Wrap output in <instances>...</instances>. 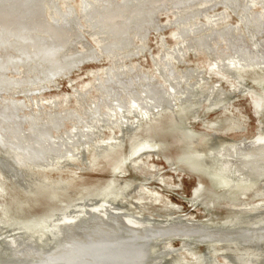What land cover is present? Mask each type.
Wrapping results in <instances>:
<instances>
[{
    "label": "rangeland",
    "instance_id": "374dc122",
    "mask_svg": "<svg viewBox=\"0 0 264 264\" xmlns=\"http://www.w3.org/2000/svg\"><path fill=\"white\" fill-rule=\"evenodd\" d=\"M205 1L210 0H130L131 9L129 8L128 12L131 14L127 13L120 20L129 38L134 39L136 44L130 47L131 55L127 56L124 55L126 49L121 48L123 43L115 33L102 27L100 21L94 22L88 12L83 10L82 14L76 10L79 0H44L45 14L51 11L52 16L56 15L57 9L60 15L64 16L66 8L64 6H71L73 10L67 19L54 18L58 25L67 24L71 20L74 22L75 34L70 40V46L63 50V55H67V63L71 66L63 75L49 80L50 82L47 80L36 84L35 81H30L32 79L30 74L37 76L39 70L45 69L44 65L37 63L25 66L18 62L10 65L9 62L0 60V105L8 106L7 109L10 110V115L4 117L7 121L3 124L9 125L12 117L15 119L22 117L25 123L31 121L39 123L40 126L42 123L46 124L47 116L44 114H60L57 122H49L51 131L55 137L66 136L74 126L80 129L84 125L97 122V120L91 122L88 120L89 117L83 116L89 104L98 105L100 116L113 117V113L105 108L104 99L114 106L116 103L126 106V102H129L125 96L128 88L136 95L147 88L155 92H168L176 97L175 91L178 87L185 86L186 80L191 82L190 87L194 85L192 78L198 77L200 83L195 84L196 92L191 96L189 103H176L173 107H165L154 112L148 119L143 120L137 104L132 106L133 110L128 109L130 114L116 113L115 120L122 117L127 122L122 130L117 125L107 126L97 122L92 126L97 139L102 141L108 139L111 143L112 140H116L117 143L112 146L99 144L96 155L90 154L94 148L91 146L85 151H79L78 159L55 158L42 170L29 171L30 173L18 182L10 176L8 167L0 162V241L6 232H12V229L25 225L26 235L33 242H42L46 239V234L37 222L72 209L75 205L97 199L101 195L109 197V200L120 206L124 212L138 215L137 217L150 216L156 220L173 217L201 223L211 228L254 227L264 221L262 213L264 208L259 213L254 210L259 205H264V178L247 186H230L232 183L222 186L217 176L208 170L212 167L209 150L217 149L223 143L233 142L243 135L247 136V139L251 138L256 134L258 122H262L264 127V69L254 67L252 64L249 65L250 68L245 64L239 66L233 75L239 78L240 88L233 91L230 82L213 70H208L211 59L213 62L217 60L222 62L227 58L226 53L217 52L219 54H216L215 60L214 53H210V47L203 46L202 41L195 47L194 44L197 42L193 41L195 40L193 37H197L196 32L190 30L181 34L184 37L177 38V31H174L171 25H165L169 18H172L170 4L183 6L188 3L202 4ZM215 1L217 4L210 13L225 11L222 18L224 20L227 18L225 23L220 22L217 27L231 25L233 31L237 30L236 34L241 36V44L238 45L231 35L223 30L226 34L222 31V47L228 41L232 47L230 52L240 50L242 53L251 54L252 46H249L251 42L247 39L243 27L246 24L251 36L259 44L258 49L264 52V21L261 19L262 26L259 31L258 23L252 14L255 10L259 11L261 5L248 9L249 6H245L246 0ZM199 12L200 15L189 22H196V30H201L199 35L209 33V30L205 29L209 24L203 12L201 10ZM47 18L50 20V14H47ZM89 33L94 34L89 36ZM38 34L41 33H34L33 36ZM141 35L143 37L139 41L138 36ZM107 38L110 44L99 50L93 39H101L106 44ZM12 39L10 37L9 40ZM180 39L186 40L185 47L188 49L180 50L179 47H182L179 44ZM222 47L220 43L219 50ZM111 54H117L118 59L122 58L123 61L111 65L107 57ZM22 75L25 80L23 84L18 83L23 79L20 81L17 79L23 78ZM232 79L230 77V80ZM212 84L216 86L215 89L212 88ZM33 88L39 91L27 92ZM220 88L224 94L220 92ZM250 92L262 96L263 105L258 114L254 113L252 99L248 95ZM146 96L139 95L143 101L151 104V99L145 98ZM98 97L100 99H97ZM64 98L68 99V102L66 100L64 102ZM5 100H11L13 105ZM48 100H52L54 105L47 106L45 103ZM38 103L37 108L35 104ZM226 107H229L227 111L224 110ZM234 107L237 110H234ZM21 119L13 122L16 129L31 128ZM240 125L243 130L234 131L233 127L237 129ZM15 131L12 130L11 133ZM139 139L153 140L158 145L131 156V148ZM55 143L53 153L64 151L63 144ZM191 152L199 153L201 160L207 162L209 168L202 161L191 157L189 159L188 154ZM148 160L149 163L152 160L157 165L156 170L146 166ZM199 183H202L201 186ZM19 184H26L27 187H20ZM146 187L159 191L164 202H156L155 196L144 189ZM196 187L198 190L194 193ZM165 202L175 209L168 208ZM244 204L246 205L243 206ZM159 242L160 240H157L154 245L152 243L150 249L154 252L164 246L167 248L159 260L161 264H225L226 259L233 264H255L253 255L258 258L257 261L264 264V243L258 248L256 246L250 248V245L244 246L236 241L203 243L194 240L187 243L175 237L167 239L164 244ZM4 254L5 250L0 247V256L3 257ZM247 259H251L252 262Z\"/></svg>",
    "mask_w": 264,
    "mask_h": 264
},
{
    "label": "bare ground",
    "instance_id": "6f19581e",
    "mask_svg": "<svg viewBox=\"0 0 264 264\" xmlns=\"http://www.w3.org/2000/svg\"><path fill=\"white\" fill-rule=\"evenodd\" d=\"M245 2V6H249L248 9L250 7L255 8L261 5L259 11L255 10L252 13L254 15L253 18L256 19L258 23V30L260 31L262 26L261 19L264 21V0H246ZM144 3L146 4V2ZM129 4L130 0H79L77 3L78 9L76 10L78 12H82L83 10L84 12H88L92 19H94V22L100 21L101 24H99L102 25V27L108 28L111 33H115L116 36L120 38L121 43H123L121 48L126 49L124 55L128 56L131 55L130 47L136 44H134V39L129 38L127 30L123 28V24V26L120 24V20L127 13H129ZM216 4L215 0L205 1L202 4L188 3L183 6H174V4H170L169 8L172 18L170 17V20L165 25H171L173 30L177 31V38H180V36L181 38L184 37L181 34L190 30L193 33L196 32L195 34H197V37H193L195 39L193 41L197 42V44H194L195 47L201 44L200 41H202L203 46L206 48L210 47V53H214L215 60L217 58L216 54H219L217 52L221 51L223 54L226 53L227 58L222 62H218V60L217 62H213V59H211L209 61L210 65H208V70H213L215 73L220 75L221 78L230 82L229 84L231 87L233 86L232 89L234 91V89L240 88L239 78L233 75L235 69H238L239 66L242 67L244 64L248 67L252 64L254 67L264 69V52L258 49L259 44L251 36V32L247 28L248 26L246 24H244L243 27L245 29L247 39L251 42L249 44V46H252L251 54L242 53L240 50H237L236 52L232 50V52H230L232 47L228 41L225 43V46L222 47L221 38L223 30H226V32L231 35L230 37L238 45L241 44V36L236 34L237 30L233 31L231 25L227 26V24H224V26H221L220 28L217 27L218 23H225L227 18L226 20L222 18L225 11L210 13V11L215 8ZM44 5V0H0V60L9 62L10 65L11 63L14 64L16 62L22 63L25 66L37 63L44 65L45 69H41V71L39 70L37 76L36 74H30L32 78L30 81H35L36 84L42 81H51L53 78L63 75L67 69H70L71 64L69 65L67 63L68 57L67 55H63V50L70 46V40L75 34V25L73 20L64 25H58L56 20H54V18L60 20L65 17L67 19L73 11L70 8L71 6H64L66 7L64 10V16L60 15V12L55 8L56 15L53 14L52 16L51 11L45 14ZM200 10L203 12L206 22L209 24L208 27L211 28L210 30L208 27H205V29L209 30V33L202 35H199L201 34V30H196V22H189L191 19L195 18V16L200 15ZM47 14H50V20H48ZM224 31L223 33H225ZM34 33L41 34L33 36ZM93 34L89 33L88 35L93 36ZM113 36L112 38H114ZM10 37L13 39L9 40ZM142 37L143 35L138 36L139 41L142 40ZM93 40L99 50L110 44L108 43V38L106 44L104 43L105 41L103 42L101 39ZM220 43L222 47L221 50H219ZM179 44L182 45V47H179L181 51L183 48L188 49V47H185L187 45L186 40L180 39ZM118 47H120L119 44ZM29 49H31L33 53H30L31 50L29 51ZM210 53L209 57H211ZM117 56V54L107 56L109 57L108 59L109 62H111V65L123 61L122 58L119 60ZM180 56L183 57L182 54ZM114 76L118 79L117 74ZM26 77L27 76L25 75V78ZM230 77L233 79L230 80ZM104 78L105 77H103V79ZM17 79H19V81L20 79H23L18 83H25L24 77ZM26 79L28 80L29 78ZM192 81L194 85L191 87V82H187V80L185 82V86L182 88L178 87L175 91L177 92L176 97L171 96L168 92H155L152 89L147 88L142 90V93L139 95H147L145 98H150L151 104L143 101L139 95H136L134 92L132 93L130 88H128V92L125 93L126 98L129 100V102L125 101L129 106L128 108L127 105L124 106L117 103L115 106L111 105L104 99L103 102H105V108L108 109L109 112L113 113V117L106 118L104 116H100L98 105L93 103L88 105L89 107L85 110V114H83V116L87 118L89 117L88 120L91 122L93 120H97L98 123L100 122L107 126L117 125V127L122 130L124 129V124L127 122H125L122 117L115 120L116 113H119L118 115L121 113H129L128 109L133 110L132 106L137 104V106L139 105L138 107L144 120L152 116L154 112L161 111L165 107H173L176 103L187 104L191 101V96H194L196 92V88H194L195 84L200 83L198 77L192 78ZM27 82H29V80ZM130 85L131 84H129V86ZM106 86L108 87L109 85ZM215 87L216 86L212 84V88L215 89ZM28 91L36 93L39 89L33 88L27 90V92ZM220 92L222 94L225 93L222 89ZM12 95L14 96L15 94ZM248 95H250V98L252 99L254 113L258 114L257 112L261 110L263 105L261 94L250 92ZM97 99H100V97ZM65 100L66 99L64 98V102ZM5 101H10V105H13L11 100ZM6 103L8 104V102ZM45 104H47V106L54 105L52 100H48ZM35 105L37 108L39 107V103ZM7 107L3 104L0 105V162L2 165L8 167V172L15 182L20 181L23 176L30 173L29 171L42 170L50 165L55 158L56 160L57 158H67V160L75 158L78 159V156H80L79 151H85L91 146L94 147V151L92 150V153L90 154L96 155L95 152L98 151L99 144L112 146L117 143L116 140H112L113 143H111L108 139L105 141L97 139V135L92 128V126L97 122H94V124L90 123L88 126H82L81 128L86 129L85 131H82L81 128L79 129V127L74 126L70 133H67L66 136L55 137L52 134L53 132L51 131L52 128L50 123L57 122L60 114H44V116H47V120L45 119L46 124L44 125L42 123L40 126L39 123L29 122V119V123H25V120L21 119L22 117H17L16 119L12 117V119L9 120V125L3 124L4 121H7L4 120V117L6 115H10V110L9 108L7 109ZM12 108L14 107L12 106ZM228 109L229 107L224 108L226 111ZM233 109L237 110L235 107ZM232 110L231 112L234 111ZM14 112L16 113V111ZM91 114L92 116L90 117ZM68 116H70V114ZM66 118L69 117L66 116ZM17 119H21L25 125L28 124V127L31 128L28 130L16 129L13 126V122L17 121ZM258 123L259 124H257L258 126L255 132L256 134H254L251 138L247 139V136L243 135L233 142L223 143L217 149L209 150V160L212 165L211 168L207 166V162L201 160L199 153L191 152L190 155L188 154L189 159L195 158L196 160L204 162L209 168L208 170L217 176L218 182H220L222 186H227L230 183H232L230 186L235 187L247 186L251 183L254 184L257 181H261L264 178V127L262 122ZM59 126H61V124ZM240 126H237V129L233 127V129H235L234 131H242L243 128ZM43 127H45L46 130ZM12 130H16L15 133L13 132L14 134L11 133ZM218 134L220 135L221 133ZM55 142L63 144L64 151L59 150L58 152L53 153L56 148ZM157 145L158 143L153 140L139 139V141H137L131 148L132 152L130 155L133 156L142 150L152 149ZM146 166L151 169H157V165L154 164L152 160L150 163L148 160V162H146ZM201 184L202 183H199V186H201ZM257 184H259V182ZM19 186L25 187L26 184H19ZM144 189H146V191L151 195L155 196L156 202H164L160 198L161 194L159 191L149 189L147 187ZM197 190L198 189L196 187L194 189V193H196ZM165 204L168 208H174V206H171L166 202ZM245 205L246 204L243 206ZM75 206H73L74 208L70 207L72 209H68L67 211H62L56 216L53 215L54 217L37 222V225L42 226L44 229L43 232L46 234V239L42 242H33L32 239L25 233V225L22 228L12 229V232L3 233L4 235L0 241V247L5 250V254L3 257L0 256V264H161L159 260L162 258L167 248L164 246L162 249L151 252V245L152 243L154 245V242L157 240H160V242H163L164 244L167 239L174 237L187 243H191L194 240L198 242L201 241L203 243H205L204 241L209 243L236 241L244 246L250 245V248L253 246L258 248L260 244L264 243V221L254 227L239 226L225 228L220 226L211 228L201 223L183 221L173 217L165 220H156V218L153 219L154 217L151 218L150 216L137 217L138 215L134 216L124 212L120 206L112 203L109 200V197H104L103 195L97 199L81 203L76 207ZM263 208L264 205H259L254 210L259 213ZM249 209L253 208L249 207ZM262 213H264V210ZM257 259L258 258H255L253 255L255 264H261V261L259 262ZM248 261H251V259ZM225 264H233V262L226 259Z\"/></svg>",
    "mask_w": 264,
    "mask_h": 264
}]
</instances>
